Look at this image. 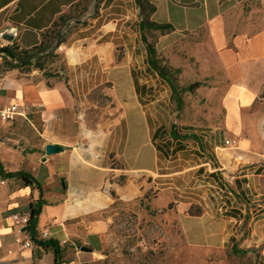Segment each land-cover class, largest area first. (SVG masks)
Masks as SVG:
<instances>
[{
    "label": "crops",
    "instance_id": "crops-1",
    "mask_svg": "<svg viewBox=\"0 0 264 264\" xmlns=\"http://www.w3.org/2000/svg\"><path fill=\"white\" fill-rule=\"evenodd\" d=\"M83 1L0 0V47L39 44ZM96 1L56 48L61 65H48L51 76L35 68L0 72V107L18 103L21 112L0 118L2 168L37 180L0 183V264H55L54 249L36 239L56 241L62 264H96L108 256L115 203L141 199L177 221L175 264H215L233 248H257L264 264V33L237 26L247 0H153L152 20L174 26L146 32L159 52L206 33L201 44L214 54L221 80L195 93L218 105L195 122L148 62L137 0ZM225 138L238 143L226 146ZM47 144L62 150L47 154ZM36 202L33 238L10 214H30Z\"/></svg>",
    "mask_w": 264,
    "mask_h": 264
},
{
    "label": "rangeland",
    "instance_id": "rangeland-1",
    "mask_svg": "<svg viewBox=\"0 0 264 264\" xmlns=\"http://www.w3.org/2000/svg\"><path fill=\"white\" fill-rule=\"evenodd\" d=\"M98 5L96 0L90 3L85 0L71 8L67 11L69 21L51 28L46 40L52 37L55 45L60 39H66L76 24L83 22L88 13L95 12ZM233 11L235 14L239 13L238 8H233ZM240 13L241 16L234 19L238 27H250L255 34L264 33V0L242 2ZM206 39V33L185 35L172 49L159 52L161 65L175 74L173 78L182 96L181 109L189 108L194 122L205 118L218 105L217 99L210 98L206 93H195L199 87L190 93L181 90L194 81L210 86L215 80H221L213 73L217 65L214 54L207 46H202L206 45L203 43ZM47 56L48 65L53 63L50 69L60 67V58L55 56V52ZM175 69L177 71L173 72ZM4 70L5 64L0 57V72ZM205 73L210 74L204 76ZM148 202V199H141L135 204L115 203L111 210L116 215L111 223L112 240L106 250L108 256L96 264H175L173 249L181 242L178 223L165 214L159 215ZM211 262L261 264L257 248L237 253L227 250L225 254H217Z\"/></svg>",
    "mask_w": 264,
    "mask_h": 264
},
{
    "label": "trees",
    "instance_id": "trees-1",
    "mask_svg": "<svg viewBox=\"0 0 264 264\" xmlns=\"http://www.w3.org/2000/svg\"><path fill=\"white\" fill-rule=\"evenodd\" d=\"M85 1V0H84ZM94 0H88V3L93 2ZM138 5L140 7L142 19L140 23L141 30L143 31V40L147 47L148 53V62L150 66L160 75L162 76L172 87L175 95V98L180 106L182 104V96L180 92H178V87L174 80V75L169 70L168 67L161 65V58L159 56V51L156 46L155 37L151 40L148 39L146 32L150 30H159L161 33H169L174 30V26L170 23H157L152 20L151 16L156 11V5L153 0H137ZM69 21V15L66 13L60 15L53 23L51 28H55L61 26ZM50 28V29H51ZM48 29L43 34L42 41L30 48L21 47L16 42L9 43L3 47H0V57L3 59L5 64V70L8 71L14 68H35L42 70L46 76H51L53 73L48 71V63H47V54H53L55 52V56L58 58L59 55L56 53V48L65 40L60 39L58 42L53 45V38L50 37L46 40ZM54 49V50H53ZM175 69L173 72H176ZM202 82L194 81L189 83L188 85L182 87L181 90L194 92L196 88L200 87ZM0 176L2 177H19L23 180V182L27 185H33L37 183V180L31 175L23 171L19 172H7L3 170L1 161H0ZM42 202L30 203L29 205V213H30V221L28 223V230L31 232L33 238H36L35 235V227L37 223V218L41 212ZM40 244L44 246H51L55 252V264H62V250L56 241H42L36 239ZM233 251L236 253L239 252L235 248Z\"/></svg>",
    "mask_w": 264,
    "mask_h": 264
},
{
    "label": "built area",
    "instance_id": "built-area-1",
    "mask_svg": "<svg viewBox=\"0 0 264 264\" xmlns=\"http://www.w3.org/2000/svg\"><path fill=\"white\" fill-rule=\"evenodd\" d=\"M264 104V99H263ZM19 104L18 103H11L7 105H3L0 107V118L3 121H11L15 119L20 114ZM224 143L226 146H236L238 140L235 138H225ZM4 177L0 179L1 184H5ZM10 218L12 220L13 226L15 227H22L28 225L30 221V214L22 213L20 211L12 212L10 214ZM48 233H44V236H47ZM16 241L25 247H29L32 245L31 240H23L20 236L16 238Z\"/></svg>",
    "mask_w": 264,
    "mask_h": 264
},
{
    "label": "water",
    "instance_id": "water-1",
    "mask_svg": "<svg viewBox=\"0 0 264 264\" xmlns=\"http://www.w3.org/2000/svg\"><path fill=\"white\" fill-rule=\"evenodd\" d=\"M2 37L5 40L9 41V42H13L14 39H15L14 34H11V33H8V32H4L2 34ZM60 150H62V147L59 146V145H55V144H47L46 145V153L47 154H53V153H56V152H58ZM81 249L82 250H88V251L91 250L89 247H86V246H83Z\"/></svg>",
    "mask_w": 264,
    "mask_h": 264
}]
</instances>
